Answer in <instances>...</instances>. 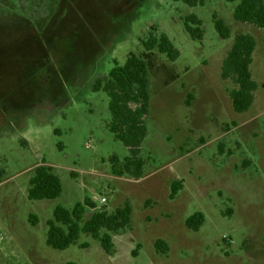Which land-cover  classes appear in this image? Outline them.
<instances>
[{
	"label": "rangeland",
	"instance_id": "374dc122",
	"mask_svg": "<svg viewBox=\"0 0 264 264\" xmlns=\"http://www.w3.org/2000/svg\"><path fill=\"white\" fill-rule=\"evenodd\" d=\"M239 2L50 0L48 16L31 19L19 0H0V264H264V30L235 20ZM191 14L203 22L201 41L185 30ZM214 14L229 26V39L217 32ZM152 33L167 34L181 56L171 61L154 50L144 175L119 177L109 160L123 163L129 150L107 126L108 95L92 85L115 60L143 55ZM241 33L257 40L258 89L244 113L233 107L237 85L221 75ZM43 161L64 190L30 200ZM174 182L183 188L172 199ZM86 200L95 207L81 226L98 210L130 202L131 225L112 234V252L87 233L66 250L49 247L55 208ZM196 212L205 216L197 232L186 225Z\"/></svg>",
	"mask_w": 264,
	"mask_h": 264
},
{
	"label": "trees",
	"instance_id": "16d2710c",
	"mask_svg": "<svg viewBox=\"0 0 264 264\" xmlns=\"http://www.w3.org/2000/svg\"><path fill=\"white\" fill-rule=\"evenodd\" d=\"M49 1L19 0L23 13L31 19L46 18L49 14ZM174 1H182L190 7L204 4V0ZM226 1L235 2L237 0ZM234 18L236 21L264 30V0H240L235 8ZM213 22L221 38L231 37V30L222 18L214 14ZM184 24L185 30L193 40L203 39V22L197 15L186 16ZM143 45L145 48L143 55L130 53L124 64L115 60L109 74L95 78L92 85L94 92L103 91L108 95L111 120L107 126L129 150V155L125 157L123 163L116 155L109 160L113 173L119 177L128 175L142 178L144 175L146 162L142 157V147L148 133L146 118L151 103L149 73L153 66L154 50L158 49L171 61H176L181 56L180 50L165 33L150 34L143 41ZM256 47L257 40L252 34H238L223 61L222 78L231 79L237 85L230 95L234 110L238 113L247 112L255 101L258 83L253 78L251 65ZM4 175L5 170L0 169V183ZM182 188V182H174L171 198L174 199ZM63 190L61 178L54 172L52 166L43 161L35 168L34 176L30 180L28 198L30 200H52L60 197ZM90 206L92 204L88 200L76 203L72 209L58 205L54 210V218L47 222V245L55 250L63 251L76 244L81 233H87L100 242L106 253H111L114 248L112 234H117L130 227L132 206L127 201L124 207L112 213L103 208L94 212L81 226L86 209ZM29 221L34 226L38 224L35 214L29 216ZM204 222V214L196 212L187 219L186 225L197 232ZM82 247L87 248L89 244L85 243ZM156 248L166 253L168 246L163 240H158Z\"/></svg>",
	"mask_w": 264,
	"mask_h": 264
},
{
	"label": "built area",
	"instance_id": "2783aa9c",
	"mask_svg": "<svg viewBox=\"0 0 264 264\" xmlns=\"http://www.w3.org/2000/svg\"><path fill=\"white\" fill-rule=\"evenodd\" d=\"M103 202H106V199L105 198L103 199Z\"/></svg>",
	"mask_w": 264,
	"mask_h": 264
}]
</instances>
